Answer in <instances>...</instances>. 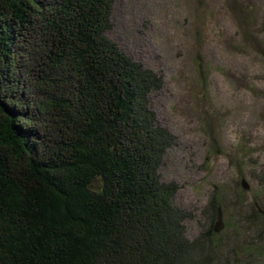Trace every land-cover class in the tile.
Listing matches in <instances>:
<instances>
[{"label":"trees","instance_id":"1","mask_svg":"<svg viewBox=\"0 0 264 264\" xmlns=\"http://www.w3.org/2000/svg\"><path fill=\"white\" fill-rule=\"evenodd\" d=\"M117 2L0 0V264H210L216 252L188 238L178 187L161 181L175 145L151 105L164 78L109 39Z\"/></svg>","mask_w":264,"mask_h":264},{"label":"rangeland","instance_id":"2","mask_svg":"<svg viewBox=\"0 0 264 264\" xmlns=\"http://www.w3.org/2000/svg\"><path fill=\"white\" fill-rule=\"evenodd\" d=\"M108 37L164 78L151 105L175 145L159 174L188 238L218 246L210 264H264V0H118Z\"/></svg>","mask_w":264,"mask_h":264},{"label":"water","instance_id":"3","mask_svg":"<svg viewBox=\"0 0 264 264\" xmlns=\"http://www.w3.org/2000/svg\"><path fill=\"white\" fill-rule=\"evenodd\" d=\"M241 185H242L244 190H246V191L249 190V186L247 185L245 180L241 181ZM256 206H257V209H258L259 213L264 218V211L261 208H259V206L257 204H256ZM222 229H223V217H222L221 209L219 208L218 209V221H217V223L215 225L214 232L215 233H220Z\"/></svg>","mask_w":264,"mask_h":264}]
</instances>
